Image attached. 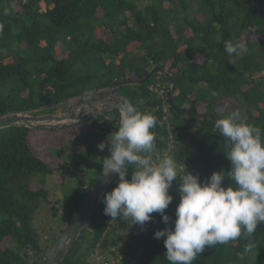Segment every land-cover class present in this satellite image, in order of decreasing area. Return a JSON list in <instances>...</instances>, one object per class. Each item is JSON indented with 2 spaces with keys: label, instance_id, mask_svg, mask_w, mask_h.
I'll return each instance as SVG.
<instances>
[{
  "label": "trees",
  "instance_id": "obj_1",
  "mask_svg": "<svg viewBox=\"0 0 264 264\" xmlns=\"http://www.w3.org/2000/svg\"><path fill=\"white\" fill-rule=\"evenodd\" d=\"M229 40L243 43L247 53L229 56L224 48ZM153 67L165 79L155 73L141 85L117 90L138 111L156 117L153 158L168 153L179 172L188 169L201 181L223 170V184L233 183L225 138L209 118L240 109L264 135V0H0V115L53 113L42 108L121 80L141 79ZM168 82L173 103L185 114L167 105ZM118 126L115 110L70 127L0 130V264H40L62 231L52 229L44 239V226L37 230V204L50 202L41 176L67 167L75 177L72 194L55 199L60 207L53 203L50 209L55 218L62 212L64 227L110 154L107 146L90 149L78 135L93 133L98 145ZM75 145L79 152H73ZM81 162L87 168L74 172ZM117 181L118 176L107 192ZM178 187L173 181L169 190V225L157 213L143 230L126 217L112 220L101 202L60 264H95L94 255L101 257L96 264H169L164 240L155 239L154 232L172 226ZM249 243L253 247L245 253ZM193 264H264V230L258 227L250 240L242 235L206 248Z\"/></svg>",
  "mask_w": 264,
  "mask_h": 264
},
{
  "label": "clouds",
  "instance_id": "obj_2",
  "mask_svg": "<svg viewBox=\"0 0 264 264\" xmlns=\"http://www.w3.org/2000/svg\"><path fill=\"white\" fill-rule=\"evenodd\" d=\"M224 48L229 56L248 51L243 43L230 40L224 42ZM156 125L154 115L138 111L125 101L119 108L118 130L97 145L100 151L107 146L110 153L103 158L102 174L118 176L116 186L102 198L104 214L112 220L129 218L131 225L143 230L157 213L169 225L171 218L165 212L173 201L169 190L173 181H178L180 199L175 220L172 226L154 232L155 239L164 240L169 264H193L206 248L227 244L242 235L250 240L258 224H264L262 130L249 124L240 109L215 121V129L225 138L224 153L230 162L228 174L233 183L225 186L223 170L201 181L187 168L179 172L170 155L154 159L152 129ZM252 247L251 243L246 245L245 253Z\"/></svg>",
  "mask_w": 264,
  "mask_h": 264
},
{
  "label": "water",
  "instance_id": "obj_3",
  "mask_svg": "<svg viewBox=\"0 0 264 264\" xmlns=\"http://www.w3.org/2000/svg\"><path fill=\"white\" fill-rule=\"evenodd\" d=\"M155 73L165 79V73L159 67H153L143 78L133 80H121L110 87L103 89L89 90L87 95L93 98L89 101L91 110L78 114L76 104L67 112L49 113L43 115H32L31 112L14 111L5 115H0V130L11 126H23L29 129H53L61 127H70L80 124L81 122L93 117H97L103 113L117 110L125 101L131 103L130 99L117 93V90L126 85H141L149 80ZM173 84L168 82V90L166 93V103L169 107L185 114V111L179 110L172 101ZM84 94V93H83ZM82 94H79L80 96ZM76 96V97H78ZM98 103V106H94ZM132 104V103H131ZM57 106L52 104L44 106L42 109H50ZM193 119H205L203 116H194ZM215 122L217 118H209ZM110 155V154H109ZM117 175L104 176L102 170L96 180L87 190L79 207L74 212L71 219L63 227L61 233L54 239L45 252L40 264H60L73 245L77 242L79 236L93 218L95 212L101 205L104 194L108 191ZM258 227L264 230L263 224Z\"/></svg>",
  "mask_w": 264,
  "mask_h": 264
},
{
  "label": "rangeland",
  "instance_id": "obj_4",
  "mask_svg": "<svg viewBox=\"0 0 264 264\" xmlns=\"http://www.w3.org/2000/svg\"><path fill=\"white\" fill-rule=\"evenodd\" d=\"M138 6L139 7H143L144 4L143 3H138ZM80 101L77 97L75 98H72L69 100V102H67L66 104L62 103L61 105H58V106H55V107H52L50 108L51 111L53 113H62L64 112V108L67 109V104L70 106L68 109H70L74 104H76V107H78V110H79V114H82L84 113L85 111L89 110L90 109V105L87 104V102H80V105L78 104ZM226 103L228 104V101H226ZM78 105V106H77ZM80 106V107H79ZM98 106V105H97ZM62 107V110L61 108ZM55 108V109H54ZM224 108H221L220 111H222ZM200 113L203 112V108L201 107V109L199 110ZM79 125V124H77ZM83 126L85 125H82L80 128H82ZM78 130H82V129H78ZM82 134V133H81ZM79 134L78 135V139L81 141L84 140L85 142H88L89 146H90V149H93L94 147H96L97 145L94 144V138H95V135H93V133H86V134H83L81 135ZM59 151H62L61 148L59 149H56L55 150V154L56 155H60L61 152ZM79 152V149H77L76 145H75V148H74V151L73 152ZM81 154H86L84 153V150L82 149ZM168 155V153H165ZM62 159H65L64 156H61ZM81 157V156H80ZM87 157H85L86 159ZM84 159V161H85ZM76 160V159H75ZM51 165V163H49ZM56 166V164H55ZM87 165H85L83 162L79 163L78 166H75V169H72L74 172H78V171H81V170H85L87 167ZM71 170V169H70ZM45 181L44 183L42 184V188L44 190H46L48 192V200H50V202H43V203H38L37 204V207H36V227H37V230L39 231L38 228L44 226V231L46 232V236L43 235L44 239L46 237H49L48 235L50 234L51 235V231H55V230H59L60 227L63 229L62 227V218H63V221H64V216L61 215H58L57 218H55L53 216V214L50 213V209L51 207L53 206V203L55 201V199H60L63 197V195L67 194V195H70L72 194V186L74 185V181H75V177L74 178H70L69 174H68V168L66 167L65 169H61V170H57L55 173H53V175H48V176H41ZM34 185H37L36 183H34ZM38 186V185H37ZM55 206H57L58 208L60 207L59 204L57 203H54ZM53 229V230H52ZM49 234H48V233ZM51 245V244H50ZM101 257L99 255H94L93 256V262L96 264L100 261Z\"/></svg>",
  "mask_w": 264,
  "mask_h": 264
},
{
  "label": "flooded vegetation",
  "instance_id": "obj_5",
  "mask_svg": "<svg viewBox=\"0 0 264 264\" xmlns=\"http://www.w3.org/2000/svg\"><path fill=\"white\" fill-rule=\"evenodd\" d=\"M87 92L88 91H85V92H83V93H81L82 95H80V96H78L77 98L79 99V101L80 102H82V101H84V102H87V104H89V101H93V98L92 97H90V96H88L87 95ZM80 102L78 103L79 105H80ZM75 105V104H74ZM96 105H98V103H95V105L94 106H96ZM78 106V105H77ZM80 107V106H79ZM93 108V107H92ZM92 108H90L89 110H91ZM77 109H78V107H77ZM69 110V109H68ZM89 110H87V111H89ZM87 111H85V112H87ZM65 112H67V111H65ZM63 113V112H62ZM78 113H79V110H78ZM55 114V113H54ZM58 114V113H57Z\"/></svg>",
  "mask_w": 264,
  "mask_h": 264
},
{
  "label": "built area",
  "instance_id": "obj_6",
  "mask_svg": "<svg viewBox=\"0 0 264 264\" xmlns=\"http://www.w3.org/2000/svg\"><path fill=\"white\" fill-rule=\"evenodd\" d=\"M100 264H108L107 262L105 263V262H101Z\"/></svg>",
  "mask_w": 264,
  "mask_h": 264
}]
</instances>
